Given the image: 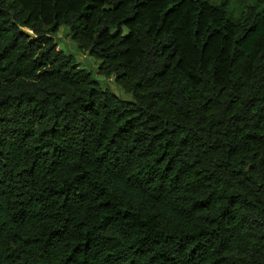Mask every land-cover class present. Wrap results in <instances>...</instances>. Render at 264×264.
Listing matches in <instances>:
<instances>
[{"label": "trees", "instance_id": "16d2710c", "mask_svg": "<svg viewBox=\"0 0 264 264\" xmlns=\"http://www.w3.org/2000/svg\"><path fill=\"white\" fill-rule=\"evenodd\" d=\"M252 2L0 0V264H264Z\"/></svg>", "mask_w": 264, "mask_h": 264}, {"label": "rangeland", "instance_id": "374dc122", "mask_svg": "<svg viewBox=\"0 0 264 264\" xmlns=\"http://www.w3.org/2000/svg\"><path fill=\"white\" fill-rule=\"evenodd\" d=\"M213 4H221L226 2L228 12L235 18L247 10L248 5H252V0H209ZM55 43L59 50L65 51L76 58V62L83 69L90 71L94 78L100 82L102 88L111 89L113 93L120 95L124 99H130L115 83L114 79H105L99 73V62L93 59L87 52L81 50L78 45L70 38L69 29L65 26L61 27L55 35Z\"/></svg>", "mask_w": 264, "mask_h": 264}, {"label": "water", "instance_id": "95a60500", "mask_svg": "<svg viewBox=\"0 0 264 264\" xmlns=\"http://www.w3.org/2000/svg\"><path fill=\"white\" fill-rule=\"evenodd\" d=\"M23 32H24L27 36H29V37H31V38H36L34 32L31 31V30L23 29Z\"/></svg>", "mask_w": 264, "mask_h": 264}]
</instances>
